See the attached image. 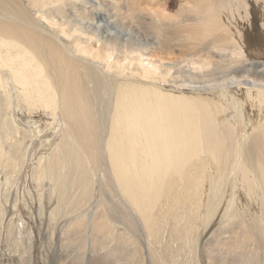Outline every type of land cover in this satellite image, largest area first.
<instances>
[{
	"label": "bare ground",
	"instance_id": "1",
	"mask_svg": "<svg viewBox=\"0 0 264 264\" xmlns=\"http://www.w3.org/2000/svg\"><path fill=\"white\" fill-rule=\"evenodd\" d=\"M263 50L264 0H0V264H45L2 199L59 119L32 175L46 264H263Z\"/></svg>",
	"mask_w": 264,
	"mask_h": 264
},
{
	"label": "rangeland",
	"instance_id": "2",
	"mask_svg": "<svg viewBox=\"0 0 264 264\" xmlns=\"http://www.w3.org/2000/svg\"><path fill=\"white\" fill-rule=\"evenodd\" d=\"M169 7H171V8H169L170 10H168L169 11L168 13L169 14L171 13V15L174 14L177 10V7L176 6H169ZM254 56H255V58L256 57L264 58V50H263V52H261V51L256 52L254 54ZM186 64H187V67H194V66H192V63H186ZM186 64H185V66H186ZM18 115L19 114L16 113V120L19 123V125L24 130L28 131V133L31 136H33L34 131L37 130L36 127H34L33 125H28L26 123H23L22 120H20V117ZM60 123H61V121L59 119L58 124L56 125V128L54 130H52L48 133H44L43 135H39L38 137H34L31 139L26 164L24 166V169H23V172L21 174L20 179L17 181L16 185L14 186V188L12 190V196H11L12 202L8 203L4 197L2 199L4 207L6 208V210L8 212V214H7L8 219L7 220L13 219L17 222V225L19 226V232L21 233V238H22L23 242H27L26 244L29 245V250L28 249L26 250V252L29 251L28 254L25 252L23 254L35 255V251H33V250L34 249L39 250L41 252L40 253L41 254V256H40L41 260H44L45 264L49 263V260L45 259V258L47 257V255H49L53 252H52V248H50L49 245H45L42 242H44L45 240L49 241V236L53 232L54 223L49 219H42V216L40 215V211H39L40 202L38 201V194H37V190L35 188V184H34L32 175H33L35 163L39 161L41 156H46L47 159L49 160L51 157L52 151L56 147V144H58L62 140V132L60 130ZM238 124H239L240 130L244 131L246 124H244L242 121H240ZM57 131H58V134L56 135ZM47 139H48V141H47ZM46 142H48V145H45ZM96 180L98 182L103 183L102 174L97 175ZM235 181H236V179L233 178L229 184V190H228L227 196H226L225 200L222 202L221 207L217 211L218 216L223 214L224 212L228 213L230 207L233 205V197L231 194L235 191ZM3 189H4V191H3V193H4L7 189V186L5 185L3 187ZM102 196H103V190L101 189V185L97 184V193H96L97 202L99 200H102ZM16 200H17L18 205L16 208H14L13 205H14V202ZM46 200H47V204H48V207H47L48 209L46 210V212L49 213V208L51 210H53L58 205L56 198H54L52 201L49 200V189L46 190ZM124 218H127V217H124ZM34 223L37 224V226ZM213 223L215 224L216 221L214 220ZM65 225L66 224H64V221L61 220L60 226H58L59 232L63 228V226H65ZM29 228H31L33 230V232L31 234L29 233ZM182 228L184 229L185 233H190L189 229H186V227H182ZM22 231H23V233H22ZM210 231L211 230H210V228L208 229V224L206 223L204 229L198 233H195V234H198L200 236V238L202 239V238H206L208 236V234L210 233ZM5 232H6V229H5ZM25 234H26V236H25ZM57 236H58V238H60V237H63L64 234L58 233ZM27 238H30L36 242H34L32 240L30 241ZM37 238H38V240H37ZM171 238H175V237L172 236ZM5 240L7 241L6 235H5ZM184 242L186 244H189L186 240H184ZM66 243H67V240L60 239L59 246H55L54 251H56L57 254H61V253L65 254L67 252V248L65 245ZM195 243H196V241H195ZM63 244H64V246H63ZM194 244H192V246L194 247V249L196 251H202V249L199 248L200 244H197V245H194ZM33 247H34V249H32ZM37 248H39V249H37ZM195 259H196V261L193 264H198L197 261H199V264H202L203 259H201L199 257H197ZM189 263H190V261L188 262V264Z\"/></svg>",
	"mask_w": 264,
	"mask_h": 264
}]
</instances>
